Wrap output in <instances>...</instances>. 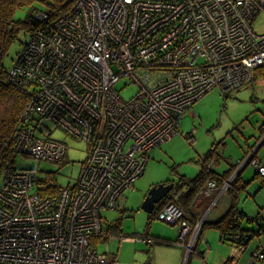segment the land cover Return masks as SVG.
<instances>
[{"label": "built area", "instance_id": "2783aa9c", "mask_svg": "<svg viewBox=\"0 0 264 264\" xmlns=\"http://www.w3.org/2000/svg\"><path fill=\"white\" fill-rule=\"evenodd\" d=\"M263 11L264 0H73L59 19L39 13L43 24L11 72L31 98L15 149L62 162L65 145L38 133L53 126L87 143L88 151L76 184L57 195L37 192L30 171L4 170L0 264L108 263L93 244L104 236L101 210L120 207L150 152L178 134L196 101L214 88L229 92L252 80L264 65V33L253 26ZM122 79L137 87L128 102L116 89ZM250 163L264 177L255 150L237 172ZM237 172L221 185L222 193ZM216 185L209 182L206 194ZM158 213L178 228L177 244L188 259L194 251L189 241L196 242L203 221L192 225L174 203ZM225 235L240 239L232 230ZM136 240L153 242L149 236ZM245 249L241 245L240 252ZM249 258L264 263L263 247Z\"/></svg>", "mask_w": 264, "mask_h": 264}, {"label": "rangeland", "instance_id": "374dc122", "mask_svg": "<svg viewBox=\"0 0 264 264\" xmlns=\"http://www.w3.org/2000/svg\"><path fill=\"white\" fill-rule=\"evenodd\" d=\"M259 14L253 26L257 33L262 34L264 33V11ZM20 40L22 44L17 41L10 48L9 56L4 59L9 68L13 66L19 52L23 49V44L28 42L29 38L21 36ZM257 80L252 78L249 83L229 92L214 88L202 96L184 113L178 125V134L150 152L143 176L137 179L132 188L125 191L120 199V207L114 211L101 210L100 215L104 218L105 231L108 230V226L115 225L120 220L121 236L126 237L122 245L119 244V239H116L118 237L115 235L95 245L99 253L108 256L106 264L144 263L145 254L148 255V251L153 254V250L152 247L136 239L148 236L147 233L166 239L170 236L174 241L178 239V228L154 216L149 219L150 215L142 210L146 195L153 186L168 183L170 180L178 181L179 176L189 179L196 177L200 173V165L196 162L213 145L218 147L217 153L221 157V160H218L219 163L213 165L215 172H224L230 163L234 165L237 160L240 161L245 157L247 143L251 146L255 144L258 137L257 128L264 122V80ZM119 81L116 89L128 102L135 95L137 87L131 84L130 80ZM51 129L53 130L52 138L61 141L66 147V163H53L19 155L16 157L15 168L32 171L38 181L46 183L41 182L40 188L54 183L60 187L73 186L86 159L88 145L73 139L59 128L54 129L51 126ZM257 158L264 163L263 146L260 147ZM255 171L250 163L242 172V183L248 184L240 192L237 207L247 218L254 219L259 216L260 223L264 224V187ZM205 196H208L206 192ZM247 218L240 221L242 230L258 231L259 224L255 221H246ZM220 236V232L215 228L206 227L197 242L198 250L196 249L197 252L193 253L191 264H202L196 261V258H200L204 264H226L227 258L232 256H235L232 264H250L249 257L256 247L261 246L264 249V233H262L250 241L244 255L238 258L236 254H241L239 248L232 247L229 242H222ZM177 247L174 243L157 247L155 259L158 263L155 264H175L172 260L177 259L178 251L175 250ZM181 252L183 254V249ZM203 252H206L204 260L200 254ZM185 259L184 252L183 263Z\"/></svg>", "mask_w": 264, "mask_h": 264}, {"label": "trees", "instance_id": "16d2710c", "mask_svg": "<svg viewBox=\"0 0 264 264\" xmlns=\"http://www.w3.org/2000/svg\"><path fill=\"white\" fill-rule=\"evenodd\" d=\"M72 7L73 0H0V179L4 174V170L16 169L15 161L17 156L21 155L23 157H31L15 149L16 145L18 144L17 133L19 124L22 122L21 120L24 111L26 110L25 108H27L31 98L29 97V92L24 91L21 85H19V80H16V76H13L11 72H13L15 69L18 59L23 54L25 47L28 46L30 38L33 37V34H35L43 24L41 23L42 21L36 16L39 13H44L49 16L50 21H53L70 12ZM21 36H28L29 40L23 44V49L19 52L17 59L13 63V66L9 68L6 66L4 59L9 56L11 51L10 48H12V46L17 41L21 43ZM252 75L253 79L263 78L264 65L256 68ZM33 89L34 86L30 88V92H32ZM40 119V116L35 118L36 124L40 121ZM52 131L53 130L47 132L45 127H42L39 129L38 133L40 136H46L44 137L46 139L58 141L52 138ZM260 131V136L263 137L264 124L260 127ZM217 148L218 147L216 145H213L211 149H208L206 154H204L202 157H199L196 163L200 165V173L197 174L196 177L189 179L185 176H179L178 181H169L175 183V189L165 198V200H162V203L159 206H157V212L160 211L163 206L169 203H174L180 207V209H183L185 212H187L190 210L191 205L196 202L197 198L203 195L205 196V192L207 190L206 186L210 181H220L221 185L224 180H227L233 174V172L236 171L239 164L232 165L224 173L218 174L215 172L213 165L218 164V160L221 159L220 155L217 153ZM66 155H64L65 158L62 162H60V164L66 163ZM245 169L246 166L242 167V171L237 172L238 174L231 184V189L226 192L229 195L228 198L231 200V206L230 209H228V213L220 221L214 224V227L220 231L221 241L234 244L239 248L240 251L241 245L245 246L247 249V245L255 236H260L262 233H264V224L260 223L261 218L259 216L254 219L247 218L243 212L237 210L240 192L245 189V185L248 184L245 182L242 183L243 180L241 175ZM30 172L33 175V172ZM256 176L261 179V184H263L264 187V177H261L258 173H256ZM33 179V182L36 186V191L38 192L39 190L41 193L43 192L44 195H57L58 191L63 188L56 183L49 184L45 188H40L39 186L42 185L41 182L44 184L46 183L43 181H38L37 177L34 175ZM184 189H186L185 192L183 191ZM155 214L156 213H153L149 219H152ZM188 216L192 225H194L195 222L200 221L199 219H193V217L189 214ZM245 218H247L246 221L257 222L259 224V230L255 232L242 230L240 221L244 220ZM119 221L115 225L108 227L107 232H109V234L111 233L110 235H115L116 237L121 236L122 231L121 227H119ZM229 230L240 234V239L237 241L229 240L225 235L226 231ZM106 238L109 237L106 236ZM257 248L258 247H256V249Z\"/></svg>", "mask_w": 264, "mask_h": 264}, {"label": "crops", "instance_id": "0c3cea01", "mask_svg": "<svg viewBox=\"0 0 264 264\" xmlns=\"http://www.w3.org/2000/svg\"><path fill=\"white\" fill-rule=\"evenodd\" d=\"M263 81L264 80V77L263 78H259L257 81ZM256 82V81H255ZM264 124V122L263 123H261L259 126H258V137H257V139H256V141H255V144L253 145V146H251V145H249L248 143H247V147H245V153H246V155H245V157L243 158V159H240V161L239 160H237V162L235 163V164H239L240 162H242V160H245L246 158H248V156L250 155V153L253 151V150H255V155L257 156V154H258V151L260 150V147L259 148H256V147H258V144L263 140V138H264V135H263V137L262 136H260L261 135V131H260V127L262 126ZM260 138V139H259ZM259 139V140H258ZM258 142V143H257ZM257 149V150H256ZM221 160V159H220ZM261 164H263L264 165V163L263 162H261ZM233 164H229V167H228V169L232 166ZM249 164H247V165H245L246 167L248 166ZM239 168V167H238ZM237 168V169H238ZM236 169V171L235 172H237L238 170ZM255 169V168H254ZM256 170V169H255ZM225 171H227V170H225ZM224 171V172H225ZM240 171H242V169L240 170ZM217 172V171H216ZM224 172H217L218 174H220V173H224ZM244 172V171H243ZM257 173V172H256ZM234 174V173H233ZM232 174V175H233ZM231 175V176H232ZM230 176V177H231ZM213 181H216V180H213ZM226 180H224L223 181V183L222 184H224V182H225ZM211 182V181H210ZM216 183H217V187H216V189L215 190H213L212 191V194H209L208 196H201V197H199V198H197V200H196V202L193 204V205H191V207H190V210H188L187 212V214H189L190 216H192L193 217V219H199V220H201V221H203V223H204V225H203V227H202V230H201V232L197 235V239H196V246H195V249H194V251L193 252H191L190 253V256L188 257V259H185L184 260V263H183V256H184V252H185V256H186V250L185 249H183V248H181L182 246H180L179 247V245L176 243V240L174 241V239L172 238V237H170V236H167V237H169V239H166V238H163V237H155L154 235H150L149 233H147L148 234V236H149V238H151L152 239V244H151V246L150 245H148L150 248L152 247V252H153V254H154V256H153V254L150 252V251H148L149 253H148V255H146L145 254V258H144V260H146L144 263H142V264H155V263H158V262H156L157 260L155 259V256L157 255V250H156V248L157 247H161V245H170V244H172V243H174V244H176L178 247L175 249L176 251H178V255H177V259H175V260H172L173 262H175V264H191V259H192V255H193V253L194 252H197V242H198V240L200 239V235H202V232H203V230L206 228V227H210V228H215L214 227V224L216 223V222H218V221H220L223 217H225V215L228 213V209H230V206H231V200H230V198H228L229 197V195L228 194H225V193H222L221 192V185H220V181H216ZM231 189V188H230ZM184 192L186 191V189H184L183 190ZM158 209V208H157ZM157 209H156V211L155 212H153V213H156L155 214V216H154V218L156 217V218H158V212H157ZM238 210V209H237ZM241 212H243V211H241ZM152 215V214H151ZM150 215V216H151ZM159 219V218H158ZM191 222V221H190ZM172 227H176V226H173V225H171ZM177 228V227H176ZM216 229V228H215ZM216 230H218V229H216ZM219 231V230H218ZM220 232V231H219ZM111 234V233H110ZM109 234V232H107V231H105V229H104V236L103 237H98L97 239H94V241H93V243L96 245L97 243H99V241H107V239L108 238H106V236H108V237H113L112 235H110ZM116 237V236H115ZM220 239H221V236H220ZM96 240V241H95ZM122 242H124V240L123 241H119V244L120 245H122L123 243ZM224 243H228V242H224ZM232 244V243H231ZM154 246H156V247H154ZM232 247H234V248H238L237 246H235L234 244H232L231 245ZM230 246V247H231ZM183 249V254H182V252H181V250ZM197 249V250H196ZM185 250V251H184ZM199 253V252H198ZM201 254V257H202V259L204 260L205 259V255H206V252H203V253H200ZM244 254H240V255H237L236 254V256L239 258L240 256L242 257ZM233 257H235V256H232V257H229V258H227V261H226V264H232V262H233ZM236 257V258H237ZM194 259V258H193ZM196 261H198V262H200V263H202V264H204L203 263V261L202 260H200V258H196L195 259ZM160 261L161 262H163L161 259H160Z\"/></svg>", "mask_w": 264, "mask_h": 264}, {"label": "water", "instance_id": "95a60500", "mask_svg": "<svg viewBox=\"0 0 264 264\" xmlns=\"http://www.w3.org/2000/svg\"><path fill=\"white\" fill-rule=\"evenodd\" d=\"M262 146L264 147V138L256 148ZM174 187H175L174 182H168V184L166 182V183L157 184L152 188H150L142 204V210L146 214L149 215L153 214V212L156 211L157 206H159L162 203V200H165V198L175 189Z\"/></svg>", "mask_w": 264, "mask_h": 264}, {"label": "flooded vegetation", "instance_id": "af4514ba", "mask_svg": "<svg viewBox=\"0 0 264 264\" xmlns=\"http://www.w3.org/2000/svg\"><path fill=\"white\" fill-rule=\"evenodd\" d=\"M185 212V211H184ZM189 244H190V247L189 248H191V249H195V246H196V242H194V244H191V242L189 241Z\"/></svg>", "mask_w": 264, "mask_h": 264}, {"label": "bare ground", "instance_id": "6f19581e", "mask_svg": "<svg viewBox=\"0 0 264 264\" xmlns=\"http://www.w3.org/2000/svg\"><path fill=\"white\" fill-rule=\"evenodd\" d=\"M144 244H146V243H144ZM146 245H150V244H146ZM102 254V253H101ZM105 255V254H104ZM186 261V260H185ZM187 262V261H186Z\"/></svg>", "mask_w": 264, "mask_h": 264}]
</instances>
